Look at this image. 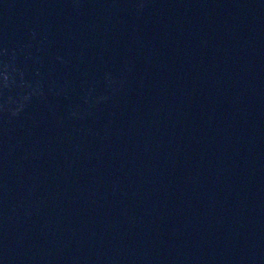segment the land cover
<instances>
[{
    "label": "water",
    "instance_id": "1",
    "mask_svg": "<svg viewBox=\"0 0 264 264\" xmlns=\"http://www.w3.org/2000/svg\"><path fill=\"white\" fill-rule=\"evenodd\" d=\"M0 264H264V0H0Z\"/></svg>",
    "mask_w": 264,
    "mask_h": 264
}]
</instances>
